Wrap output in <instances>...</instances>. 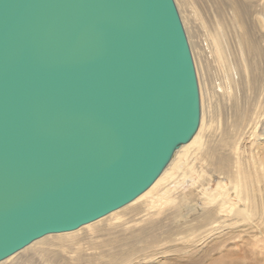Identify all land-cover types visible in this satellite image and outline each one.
I'll use <instances>...</instances> for the list:
<instances>
[{"label":"water","instance_id":"obj_1","mask_svg":"<svg viewBox=\"0 0 264 264\" xmlns=\"http://www.w3.org/2000/svg\"><path fill=\"white\" fill-rule=\"evenodd\" d=\"M201 113L175 0H0V262L134 201Z\"/></svg>","mask_w":264,"mask_h":264},{"label":"bare ground","instance_id":"obj_2","mask_svg":"<svg viewBox=\"0 0 264 264\" xmlns=\"http://www.w3.org/2000/svg\"><path fill=\"white\" fill-rule=\"evenodd\" d=\"M175 1L199 74L197 133L131 203L0 264H264V0ZM200 57L225 75L210 104Z\"/></svg>","mask_w":264,"mask_h":264},{"label":"rangeland","instance_id":"obj_3","mask_svg":"<svg viewBox=\"0 0 264 264\" xmlns=\"http://www.w3.org/2000/svg\"><path fill=\"white\" fill-rule=\"evenodd\" d=\"M186 30V29H185ZM187 33V32H186ZM190 33L191 34H193V31L190 29ZM188 36V35H187ZM189 40V39H188ZM192 40H194V48H195V53L197 54V48L195 47V44H196V38H194V39H192ZM190 46H191V44H190ZM193 52V51H192ZM193 57H194V54H193ZM201 59H199L198 58V60H199V62H200V64H199V67H200V70H201V76H202V80H203V84H204V88H205V92H206V96L208 97L207 98V104H210V101H212L211 100V95H210V91L212 90H214V89H216V90H220V83H221V81L222 80H224V78H225V75L223 74L224 72L222 71V68L219 66V65H217V69H219V67H220V70H221V72H222V74L220 73V71L218 72L219 73V75H218V73L216 72L217 71V69H216V64L214 63V65L212 64V66H210V67H206V66H204L203 64H202V61L204 62V59H203V57H200ZM194 61H195V57H194ZM203 65V66H202ZM195 66H196V71H197V73H198V70H197V65H196V61H195ZM219 66V67H218ZM206 67V68H205ZM216 69V70H213V69ZM206 70H208V71H206ZM205 71V72H204ZM216 72V73H215ZM205 75H204V74ZM209 73V74H208ZM198 75V84L200 85V82H199V74H197ZM210 75V76H209ZM213 75V76H212ZM221 75H223V76H221ZM218 76V77H217ZM220 76V77H219ZM206 77H207V79H206ZM210 77V78H209ZM215 77V78H214ZM222 77V78H221ZM211 79V80H210ZM212 79H214V80H212ZM222 79V80H221ZM217 80H218V82H217ZM221 80V81H220ZM208 81V82H207ZM210 81H211V83H210ZM199 88H200V94H201V87L199 86ZM200 98H201V95H200ZM209 99H210V101H209ZM218 101V99L216 100V102ZM215 102V104L216 105H218L217 103ZM221 106V105H220ZM224 111V109L222 108V112ZM223 115H224V112H223ZM249 129H251V127L250 126H247V128H246V130H245V135L244 136H246V135H248L249 134V132H250V130ZM243 137V136H242ZM264 251V250H263ZM32 264H39V260L37 261V262H34V263H32ZM59 264V263H58Z\"/></svg>","mask_w":264,"mask_h":264}]
</instances>
